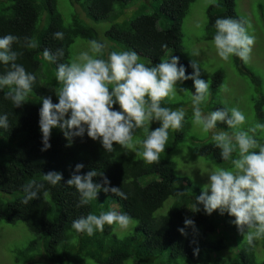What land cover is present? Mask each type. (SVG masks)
<instances>
[{
  "label": "trees",
  "instance_id": "obj_1",
  "mask_svg": "<svg viewBox=\"0 0 264 264\" xmlns=\"http://www.w3.org/2000/svg\"><path fill=\"white\" fill-rule=\"evenodd\" d=\"M131 1L133 0H71L73 4H85L87 17L96 23L108 20L116 4L123 10ZM194 1L161 0L152 14L139 15L129 22L111 26L104 33L109 47L111 46L106 49L107 52L133 50L148 66H155L160 61L175 56L179 58V65L185 67V74L191 75L193 69L184 57L181 38L182 22ZM44 13L47 15V22L38 31L37 27ZM205 13V41H212L217 18L231 17L244 21L235 12V0H218L208 6ZM159 22H163L165 28H160ZM58 31L64 33L63 40L54 39V33ZM8 34L20 38L30 37L39 43V47L35 49L12 45L13 51L22 53L16 63L23 65L37 78L23 107L14 108L11 101L4 98L7 88L0 91V115L7 114L10 125L7 130L0 129V193H17L12 201L4 202L0 199V222L7 225L20 222L34 236L26 248L17 252L15 264H34L42 259L47 264H84L86 259L95 264H123L128 259H133L134 264H178L180 261L184 264H257L255 254L244 244L229 256L219 254L226 247L234 248L233 244L228 246L231 243L229 236L239 234L231 223L233 218L227 213L220 215L213 212L210 216L206 215L202 206L201 211L193 213L191 206L201 194L202 188L190 178L177 176L174 161L160 159L159 163L146 164L143 159H137L129 165H123L117 161L115 151L105 152L101 143L88 138L86 132L82 137L74 138L70 147L66 146L68 141L59 128L51 131V147L47 151H41L43 145L39 129V109L42 98L51 97L53 103L58 102L55 95L57 86L53 79L55 70L58 64L69 63V50L76 40L87 43L91 40L100 41L99 35L75 15L72 16L71 23L65 24L56 10L55 0L0 1V37ZM58 48L64 49V56L55 63L47 61L53 75L49 74V82L44 84L40 79V57H43L44 49L55 55ZM232 59L238 75L250 79L254 85L260 83L239 58L233 56ZM5 71L0 65V75ZM223 80L222 70L211 75L212 104L209 112L225 107L218 101ZM183 84L194 88L192 80H186ZM29 98H34V101ZM161 106L174 110L181 104L162 100ZM263 107L262 97L252 103L253 112L261 124H264ZM113 110L119 111V106L114 105ZM187 122L185 118L183 127L178 132L170 130L165 153L174 151L182 144L188 129ZM159 126L158 122L156 128ZM216 129L230 131L223 123H218ZM141 132L142 129L136 130L134 136ZM145 138L146 134L141 140ZM190 140L194 144L193 154L197 158L218 167H232L231 158L227 162L223 161L220 149L215 147L212 139L201 140L191 136ZM257 141L264 144V140ZM116 146L118 145H113ZM77 164L84 165L79 173L81 175L92 169L103 172L109 181L108 187L121 188L127 199L108 192L107 207L99 206L98 194L97 199L90 201L88 205L76 207L79 194L74 187L65 184ZM48 172L62 174L60 185L51 186L43 181L42 175ZM142 178L149 180L142 184ZM93 179L95 183H102L101 177ZM30 180L43 183L44 188L39 193L40 198L23 204V186ZM45 190L49 192L47 197L43 195ZM168 200L172 202L164 210V204ZM111 205H117L114 211L127 213L139 222L123 238L117 237L113 227L107 225L102 232L97 231L92 236L77 233L71 228L74 220L89 213L99 215L101 212L112 211L108 208ZM185 218L194 221L195 231L185 228L186 235H181L178 229L184 228ZM260 245L264 248V240L260 241ZM38 246L41 247V253L36 251ZM196 249L198 254L194 255Z\"/></svg>",
  "mask_w": 264,
  "mask_h": 264
},
{
  "label": "clouds",
  "instance_id": "obj_2",
  "mask_svg": "<svg viewBox=\"0 0 264 264\" xmlns=\"http://www.w3.org/2000/svg\"><path fill=\"white\" fill-rule=\"evenodd\" d=\"M246 23L231 17L215 20L212 43L223 61H229L233 56L244 63L250 61L255 37L249 34L250 26L246 27ZM63 38L62 31L54 33V39ZM13 44L35 49L39 43L30 37L20 38L12 34L0 37V65L6 69L0 75V91L7 88L4 98L10 100L14 108H21L32 93L37 78L16 63L22 53L13 51ZM105 49V43L91 40L89 49L80 52L75 60L58 64L55 70V80L60 85L55 91L58 102L53 103L51 97L42 98L39 109L41 151L51 147L49 140L53 128L60 129L68 147L74 138L82 137L86 132L88 138L99 141L108 153L115 151L114 144L122 149L135 147L132 143L134 133L143 129L146 138L142 141V151L138 150L137 155H141L146 164L159 163L165 153L170 130L180 131L186 116L184 109L162 107L161 101L169 95H177L178 84L192 80L195 89V94L191 95L193 123L202 126L204 132L213 133L211 138L215 147L220 149L221 159L227 162L231 158L232 165L230 170L218 166L209 170L208 182L195 198L192 212L201 211L202 206L203 212L209 216L213 212L227 213L249 246H254L257 240H264V144L255 138L256 128H264V125L243 130L246 116L238 107H224L205 114L202 105L210 96V85L199 78L201 69L196 60L190 62L193 73L186 75L185 67L179 65V58L175 56L148 66L133 50H113L105 59ZM42 56L49 63H55L64 56V49L58 48L55 55L44 49ZM224 90L227 91L226 87ZM114 105L119 106V111L113 110ZM152 122H159L160 126L150 131ZM218 123L237 131L231 134L215 131ZM9 127L7 114L0 115V129ZM83 167V164H77L65 184L74 187L79 194L76 207L96 200L101 191L127 199L121 188L108 187L109 181L103 172L92 169L79 174ZM42 176L43 181L51 186L60 185L63 179L59 172H48ZM94 177H101L102 183H95ZM43 188V183L30 180L23 186L25 195L22 203L28 204L40 198ZM43 195L47 197L49 192L45 190ZM116 209L117 205H112V211L99 215L89 213L74 220L71 228L77 233L92 236L97 231L102 232L106 225L113 227L114 231H127L139 223L127 213L114 211ZM185 228L195 231L194 221L185 218L184 228L178 229L181 235H186ZM193 254H198V249Z\"/></svg>",
  "mask_w": 264,
  "mask_h": 264
},
{
  "label": "rangeland",
  "instance_id": "obj_3",
  "mask_svg": "<svg viewBox=\"0 0 264 264\" xmlns=\"http://www.w3.org/2000/svg\"><path fill=\"white\" fill-rule=\"evenodd\" d=\"M7 2V0H0ZM56 10L61 15L65 24L71 23L72 16H77L83 24L93 28L99 35V40L106 44V49H109V42L105 38L104 33L113 25L122 24L133 20L139 15L152 14L154 7H156L161 0H133L125 9H121L119 4L114 6L113 14L110 18L103 22H93L86 14L85 4H73L71 0H55ZM218 0H195L189 7V12L186 18L182 22V38L181 44L184 49V57L188 62L196 60L200 65V79L205 82H209L211 75L217 71L222 70L224 72V80L220 88V94L218 101H221L225 107H238L246 116V123L242 126L243 130L256 127L261 124L260 120L255 116L252 108V103L255 99L264 98V0H235V12L236 14L246 21V27L250 35L255 37V43L251 52V59L248 63H244V66L249 70L257 80L260 81L258 85H254L248 78L244 79V76L238 75L233 66V59L229 61H223L218 55L212 41L203 40L204 25L206 22V9L211 4L216 3ZM46 14L41 17V22L38 24L37 30L44 28L47 20L45 21ZM160 28H165L163 22H159ZM89 49V43L82 40H76L70 48L69 63L75 60L80 52L87 51ZM105 49L104 58H107V50ZM197 53L198 55H193ZM41 60L40 79L44 84L49 82V74L51 68L47 61L43 57ZM143 61V60H142ZM44 74V76H43ZM54 83L58 87L53 75ZM50 78V77H49ZM223 86V87H222ZM226 87L227 91L224 90ZM177 95H169L164 98L163 101L168 103H180L176 109H184L186 112L185 118L188 120L185 139L174 151L170 153H164L161 159L172 160L176 163V175L180 177L190 178L194 183H197L203 188L208 182L207 175L209 170L213 169L214 164L197 158L193 154L194 144L190 140L191 136H195L201 140H211L212 132H204L202 126L195 125L193 123L192 114V98L191 95L195 94V89L182 84L177 85ZM184 89L187 92L180 91ZM33 100L34 98H29ZM211 96L208 97L206 103L202 105L205 114L210 113L209 108L212 104ZM174 109V110H176ZM264 111V107H263ZM158 122H152L149 126V130H155ZM264 125V124H261ZM220 131V129H215ZM225 131V130H223ZM236 129H230V134ZM146 133L142 129L141 134L134 136L133 144L135 147H129L122 149L119 145L114 147L116 159L123 165H129L131 161L137 159H143L141 155H137V151H142V136ZM255 138L264 140V128H256ZM228 167L226 169H231ZM149 178H142L140 182L145 184ZM17 197V193L4 194L0 193V199L4 202L12 201ZM99 206L107 207L108 194L101 191L98 193ZM171 200H168L164 204V210L168 209L171 204ZM94 205V203H93ZM110 210L112 205L108 207ZM160 213V212H158ZM134 229L132 225L127 231H115V235L119 238H123L128 235ZM34 238L28 229L20 222L14 225H7L0 222V264H15L14 258L18 251L26 248L30 240ZM230 246L234 245L231 249L226 247L219 254L222 256H229L244 246L250 247L255 254L257 264H261L264 261V248L260 245L261 240H257L254 246H249L243 239V236L239 233L237 235L232 234L229 236ZM38 253H41V247L36 249ZM34 264H47L45 259L37 260ZM84 264H95L93 261L86 259ZM123 264H134L133 259H128ZM167 264V263H164ZM178 264H184L182 261Z\"/></svg>",
  "mask_w": 264,
  "mask_h": 264
}]
</instances>
